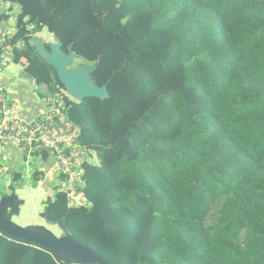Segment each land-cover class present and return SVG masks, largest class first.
I'll list each match as a JSON object with an SVG mask.
<instances>
[{
    "label": "trees",
    "instance_id": "trees-1",
    "mask_svg": "<svg viewBox=\"0 0 264 264\" xmlns=\"http://www.w3.org/2000/svg\"><path fill=\"white\" fill-rule=\"evenodd\" d=\"M1 1L98 63L109 94L65 99L89 206L54 187L49 220L110 264H264V0ZM16 39L39 97L64 90ZM0 264L68 263L0 231Z\"/></svg>",
    "mask_w": 264,
    "mask_h": 264
},
{
    "label": "built area",
    "instance_id": "built-area-1",
    "mask_svg": "<svg viewBox=\"0 0 264 264\" xmlns=\"http://www.w3.org/2000/svg\"><path fill=\"white\" fill-rule=\"evenodd\" d=\"M10 3L0 0V146L14 145L25 159L34 157L51 165L55 175V187L67 195L69 206L87 208L89 204L79 191L84 185V165L88 163V151L79 144L80 130L70 122L65 113V99L75 101L65 90L35 99V105L18 112L17 101L13 98L10 82L4 72L12 66L19 67L24 76L25 59L23 40L16 35L24 30L28 39L34 26L28 19L19 21L21 10L16 14ZM34 91L37 92L34 85ZM47 160H42L43 156Z\"/></svg>",
    "mask_w": 264,
    "mask_h": 264
},
{
    "label": "water",
    "instance_id": "water-1",
    "mask_svg": "<svg viewBox=\"0 0 264 264\" xmlns=\"http://www.w3.org/2000/svg\"><path fill=\"white\" fill-rule=\"evenodd\" d=\"M52 43L46 49L45 39L39 36L30 38L29 45L34 49L35 53L44 59L56 72L58 81L63 86L65 92L76 102H81L85 98H96L106 100L109 98L106 85L97 86L92 78V74L97 68L98 63L89 65L79 63L73 67L75 62L81 61V56L77 55L72 45L68 46V52L62 51V43L55 35L51 34ZM51 200L48 201L50 203ZM14 200L10 203L11 208ZM9 198L5 197L0 200V231L5 233L12 239H20L31 242L54 253L61 261L68 263L62 255L69 256L76 260L78 264H110L101 255L92 248L76 241L67 231L62 221L49 220L47 207L44 211L43 220L50 225L59 224L65 233L62 237L56 238L50 235H40L32 231L30 228H23L8 221L5 217ZM66 241L71 242L80 254L68 250L64 246ZM70 264V263H68Z\"/></svg>",
    "mask_w": 264,
    "mask_h": 264
},
{
    "label": "rangeland",
    "instance_id": "rangeland-1",
    "mask_svg": "<svg viewBox=\"0 0 264 264\" xmlns=\"http://www.w3.org/2000/svg\"><path fill=\"white\" fill-rule=\"evenodd\" d=\"M14 9L16 14L20 12L19 6H15ZM38 36L45 39L46 45L52 43V36L47 29H43ZM79 63L81 61L75 62L73 67ZM4 76L8 80H11L10 89L13 91L18 90L19 87H25L26 89L30 86V82L23 77L22 70L19 67L12 66L10 70L4 72ZM11 161V156H7L4 159L0 158V200L2 199V195H6L9 198L8 207L6 208L7 212L11 210L10 203L12 200L18 203L17 211L13 215L11 222L23 228H30L40 235H50L56 238L62 237L65 233L62 226L59 224L50 225L41 216L46 209L45 204L54 196L51 186L56 181L55 175L50 180L46 179L44 174L39 177L38 183H34L33 174L41 172L44 164L37 158L29 157L27 164H25L26 161L24 160L25 162L19 166V170L23 171V176L21 181L15 183L10 174V171L13 169ZM96 162V159H94V163ZM4 167L6 170L3 169ZM77 254L80 253L77 252ZM61 257L66 259L70 264H78L75 262L76 260L69 256L61 254Z\"/></svg>",
    "mask_w": 264,
    "mask_h": 264
},
{
    "label": "crops",
    "instance_id": "crops-1",
    "mask_svg": "<svg viewBox=\"0 0 264 264\" xmlns=\"http://www.w3.org/2000/svg\"><path fill=\"white\" fill-rule=\"evenodd\" d=\"M23 77L26 78L25 76ZM28 81L30 82V86L28 88L25 89V87L23 88L19 87L18 90L13 91V98L17 101L16 105L19 108L18 112L21 115H25L24 111H26V109L32 110V108L35 105V99L37 98V92L34 91V83L30 79H28ZM9 82H11V80H9ZM7 156H11L12 158V161H11L13 165L12 170L16 173H20L22 177L23 171L19 170V166L23 164L25 161H26L25 164H27V160L24 159L25 156H23L21 152L14 145H12L11 143H6L0 146V158L4 159ZM43 164H44L43 166L44 168L39 173H42V175L45 174L44 177L46 179L48 178L51 180L52 177L54 176L51 170V165L47 162H43ZM3 169L6 170L5 167ZM51 187L53 189L55 187V183Z\"/></svg>",
    "mask_w": 264,
    "mask_h": 264
},
{
    "label": "bare ground",
    "instance_id": "bare-ground-1",
    "mask_svg": "<svg viewBox=\"0 0 264 264\" xmlns=\"http://www.w3.org/2000/svg\"><path fill=\"white\" fill-rule=\"evenodd\" d=\"M64 246L67 247L68 250H70V251H72V252H75V253L78 252V250L76 249V247H74V245H73L71 242H69V241H66V242L64 243Z\"/></svg>",
    "mask_w": 264,
    "mask_h": 264
}]
</instances>
